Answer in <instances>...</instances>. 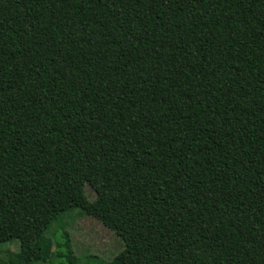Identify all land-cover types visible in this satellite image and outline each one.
Listing matches in <instances>:
<instances>
[{"label": "trees", "instance_id": "trees-1", "mask_svg": "<svg viewBox=\"0 0 264 264\" xmlns=\"http://www.w3.org/2000/svg\"><path fill=\"white\" fill-rule=\"evenodd\" d=\"M26 226L0 264H264V0H0V245Z\"/></svg>", "mask_w": 264, "mask_h": 264}, {"label": "rangeland", "instance_id": "rangeland-1", "mask_svg": "<svg viewBox=\"0 0 264 264\" xmlns=\"http://www.w3.org/2000/svg\"><path fill=\"white\" fill-rule=\"evenodd\" d=\"M87 196L94 200L93 191L86 186ZM97 204L98 212H103L107 209V206L95 201ZM78 213V209L72 210L69 215L74 217ZM69 217V219H71ZM73 220V219H72ZM70 222L67 226V230L70 233L71 242L74 247V252L80 258H84L87 255L92 257H98L100 261L109 263L119 250L123 248L122 240L114 234L113 231L107 229L97 219L91 216H79ZM20 239L13 240L11 242H5L0 245V255L12 260V254L19 249L29 250L33 241L34 234L30 227H24ZM52 249H49L48 254L39 264H61L59 259H52ZM96 258L93 264H101ZM51 260V261H50ZM85 261V259H83ZM92 260V259H91ZM50 261V262H49Z\"/></svg>", "mask_w": 264, "mask_h": 264}]
</instances>
